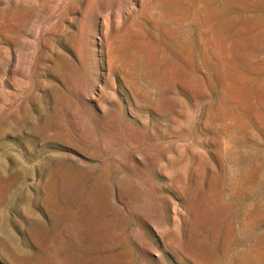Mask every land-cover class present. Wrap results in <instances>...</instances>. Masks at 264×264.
I'll return each mask as SVG.
<instances>
[{"label":"rangeland","instance_id":"rangeland-1","mask_svg":"<svg viewBox=\"0 0 264 264\" xmlns=\"http://www.w3.org/2000/svg\"><path fill=\"white\" fill-rule=\"evenodd\" d=\"M92 1L0 0V264H264V0H130L132 96Z\"/></svg>","mask_w":264,"mask_h":264},{"label":"bare ground","instance_id":"bare-ground-1","mask_svg":"<svg viewBox=\"0 0 264 264\" xmlns=\"http://www.w3.org/2000/svg\"><path fill=\"white\" fill-rule=\"evenodd\" d=\"M81 3L83 5L82 13H85V14L88 13V11H90V9L93 7L92 6V4H93L92 0H81ZM69 7H70L69 5H65L64 4V8L65 9H69ZM61 9H62L61 3L57 4V6L55 7V15ZM131 9H132V7H131V4H130V0H114L111 3H109V1L106 2L104 0H100L98 2V5H97L96 9L94 10L93 14L91 15V19H92V22L94 24V28L89 30V31L85 30L82 27L78 29V33L80 35L81 43L86 44V47H87L88 50L91 48L93 43L91 41H89V40H85L84 37H83L84 34H87V35L89 34L93 38H96V39L99 40L100 50L98 52L104 57L102 62H101V67H104L103 61L106 63V66H105L106 72L105 73H101L98 76L99 80H102L103 82H106L107 80L110 79L112 85H115V81L117 83H119V85H124V86L128 85V86H125V87L128 89V91L130 93V96L133 95V93H134L133 91L136 89L135 81L132 78L131 73L129 72V70H128V68H127V66L125 64L118 62L119 60L117 62L113 63V64L111 62L109 63L108 48H107L106 45L104 46V43L102 42L101 38L105 37V26L106 25L107 26H111V28L113 30L118 31V30H116L118 22L125 21L126 20V16L128 15V12ZM99 36H101V37H99ZM89 46H90V48H89ZM42 48L44 49L45 52L50 50L49 45H45L44 44L42 46ZM76 60H77V62L79 64L82 65L83 60L81 59L80 56H76ZM83 66H84V64H83ZM35 67H36V65L33 64V68H35ZM125 100H126L127 105L129 106V101L127 100V98ZM199 129H201V128H199ZM158 158L160 159L161 157H158ZM176 187L178 188V184H176ZM157 194L158 193H156V195ZM161 195H163V194H161ZM157 210H158V207H157ZM159 223H160L159 225H161V222H159Z\"/></svg>","mask_w":264,"mask_h":264}]
</instances>
